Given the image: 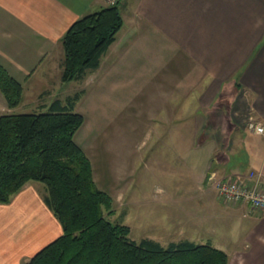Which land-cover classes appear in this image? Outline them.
I'll use <instances>...</instances> for the list:
<instances>
[{
	"label": "crops",
	"instance_id": "crops-1",
	"mask_svg": "<svg viewBox=\"0 0 264 264\" xmlns=\"http://www.w3.org/2000/svg\"><path fill=\"white\" fill-rule=\"evenodd\" d=\"M107 5L0 0V63L23 96L35 73L39 95L49 93L61 72V37L77 18ZM119 9L114 41L83 78V99L97 102L104 116L98 123L130 124L131 131L148 125L153 157L166 145L185 148L204 180L264 170V134L246 127L250 116L264 125V0H120ZM12 109L0 92V112ZM35 185L0 203V264H23L62 233L45 189ZM225 205L216 209L227 214L228 232L207 243L225 251L228 264H264V210Z\"/></svg>",
	"mask_w": 264,
	"mask_h": 264
},
{
	"label": "trees",
	"instance_id": "trees-1",
	"mask_svg": "<svg viewBox=\"0 0 264 264\" xmlns=\"http://www.w3.org/2000/svg\"><path fill=\"white\" fill-rule=\"evenodd\" d=\"M121 25L119 2L77 18L61 37L62 81L83 79L96 69ZM0 92L8 108L23 93L1 63ZM81 93L54 99L48 112L0 114V203L26 183L42 182L44 202L62 226L60 236L23 264H228L226 252L207 242H136L128 225L104 215L112 196L96 185L91 161L74 139L84 121L74 110Z\"/></svg>",
	"mask_w": 264,
	"mask_h": 264
},
{
	"label": "rangeland",
	"instance_id": "rangeland-1",
	"mask_svg": "<svg viewBox=\"0 0 264 264\" xmlns=\"http://www.w3.org/2000/svg\"><path fill=\"white\" fill-rule=\"evenodd\" d=\"M41 79L37 73L30 78L34 85L24 96L22 93L21 103L13 112H48L54 99L63 100L88 87V77L62 81L60 72L50 79L52 84L46 87L49 93L39 95ZM74 110L84 117L74 139L91 161L96 185L112 196L111 211L103 209L112 223L128 225L136 242L151 238L165 247L182 240L206 243L216 236L225 237L230 223L227 214L216 208L227 206L212 189V180L201 178L203 172L195 162L192 164L194 156L190 157L185 148L169 149L166 145L158 151L162 155L153 157L149 151L152 142L143 129L148 125L142 124L135 131L130 124L100 125L104 116L97 102L84 100L83 93ZM33 184L44 192L42 182ZM201 188L206 189L204 196Z\"/></svg>",
	"mask_w": 264,
	"mask_h": 264
},
{
	"label": "built area",
	"instance_id": "built-area-1",
	"mask_svg": "<svg viewBox=\"0 0 264 264\" xmlns=\"http://www.w3.org/2000/svg\"><path fill=\"white\" fill-rule=\"evenodd\" d=\"M115 5L120 0H106ZM249 131L264 134V125L255 117L246 121ZM212 188L226 204L246 203L254 209L264 210V170H250L245 173L211 176Z\"/></svg>",
	"mask_w": 264,
	"mask_h": 264
}]
</instances>
